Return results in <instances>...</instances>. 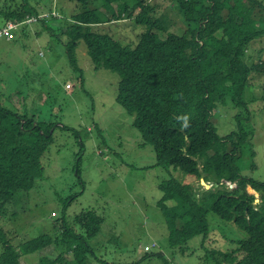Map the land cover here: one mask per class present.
I'll return each instance as SVG.
<instances>
[{"label":"trees","instance_id":"obj_1","mask_svg":"<svg viewBox=\"0 0 264 264\" xmlns=\"http://www.w3.org/2000/svg\"><path fill=\"white\" fill-rule=\"evenodd\" d=\"M73 1L84 10L64 22L63 10H58L54 0H0V22L24 23L14 31L16 40L46 37L53 49H63L81 84L85 83L84 72L76 51L85 43L96 70L106 68L120 74L116 100L134 117L133 126L142 143L153 147L156 166L173 167L211 186L196 188L194 183L175 178L159 184L162 196L156 204L164 215L171 248L187 252L189 242L200 237L201 245L190 254H199L202 264H207L204 259L217 264H264V181L244 174L238 165L245 153L255 156L254 126L245 93L253 72L264 74V62L251 63L248 55L254 42L264 38V0H173L185 25L184 30L176 27L174 31L157 17L155 8L143 5V0L132 7L129 0H104L112 9L107 10L111 18L91 9L97 0ZM116 2L118 10L111 6ZM137 7L141 12L135 21L142 31L136 43L123 45L112 33L97 28L123 19L126 13L134 17V11L129 10ZM43 12L49 17L39 18ZM31 18L39 19L25 24ZM38 68L41 72L42 67ZM3 102L0 264H28L26 257L32 254L37 256L34 264H94L95 260L107 264L97 256V250L110 240L101 241L102 245L94 242L105 232L103 210L87 208L72 220L67 216L57 219L60 231L52 233L51 228L30 240L2 223L15 217L17 194L28 193L44 177L43 158L55 142L53 128L74 133L75 148L80 147V152L73 171L79 180L85 149L77 129L60 125L57 118L43 117L39 99H34L32 107ZM226 106L234 108L235 126L223 137L218 132V113L220 108L230 112ZM252 166L256 167L255 163ZM83 192L70 197L64 210ZM210 214L214 216L212 225ZM229 223L243 231L245 238L223 252L219 246L227 240L224 224ZM145 253L146 258L154 255Z\"/></svg>","mask_w":264,"mask_h":264},{"label":"rangeland","instance_id":"obj_2","mask_svg":"<svg viewBox=\"0 0 264 264\" xmlns=\"http://www.w3.org/2000/svg\"><path fill=\"white\" fill-rule=\"evenodd\" d=\"M55 1L58 10H63L64 22H69L74 14L84 10L73 0ZM138 1L129 0V5L132 7ZM104 4V0H97L91 9L111 18L107 10L112 9ZM118 4L111 6L118 10ZM142 4L155 8L157 17L172 25L171 31L176 27L184 30L179 11L173 8V0H143ZM129 12L134 17L126 13L123 19L106 22L97 28L104 30L101 32L112 33L123 45L136 43L142 27L136 23L135 16L141 12V7L131 8ZM39 39L30 36L16 40L13 37L7 40L9 44L3 42L2 47H7L8 51L0 48V101L3 100L4 105L12 101L32 107L37 98L44 110V118H57L60 125L77 129L85 143L80 163L81 180L73 171L76 154L80 152V147L75 148L74 133L53 128L51 133L55 142L43 158L44 177L28 193L17 194L15 217L2 223L7 229H15L16 234L25 235L24 238L30 240L51 232V228H54L52 233L60 231L61 224L57 219L67 216L72 220L83 209L96 208L106 213L105 232L99 241L94 242L102 245L101 241L110 240L97 250V256L107 264H202L199 254H190L201 245L202 238L191 240L187 252L171 248L164 215L156 204L162 196L158 186L163 181L175 178L185 184L194 183L198 188L202 180L173 167L156 166L153 147L142 143L138 130L133 126L134 117L116 100L120 74L106 68L96 70L85 43L82 42L76 51L78 66L84 72L85 83L81 84L77 83V76L63 49H53L46 37ZM248 55L251 63L264 62V38L254 42ZM64 79L69 81L64 82ZM69 84H73L72 92L63 90L69 89ZM263 89L264 74L254 71L245 100L254 126L252 144L255 156L245 153L238 161L244 174L261 181H264ZM42 94L48 99L44 100ZM11 108H14L13 104ZM225 108L230 112H223L220 108L218 113V132L223 137L230 134L235 126L231 112L234 108ZM253 163L256 167L252 166ZM80 192L83 193L64 210L67 200ZM213 218L210 214L211 225ZM224 226L228 237L219 246L223 252L245 238L244 232L233 223ZM145 252L154 255L146 258ZM26 258L28 264H34L35 259L37 261L35 254ZM204 262L217 264L210 259H204ZM94 264L101 263L95 260Z\"/></svg>","mask_w":264,"mask_h":264},{"label":"built area","instance_id":"obj_3","mask_svg":"<svg viewBox=\"0 0 264 264\" xmlns=\"http://www.w3.org/2000/svg\"><path fill=\"white\" fill-rule=\"evenodd\" d=\"M49 17V14L47 13H42L40 14L39 18H45ZM39 18H31L29 20L25 21V24H32L36 22ZM24 23L21 22H13L9 21L4 24H0V39H10L13 38L14 31L20 28Z\"/></svg>","mask_w":264,"mask_h":264},{"label":"clouds","instance_id":"obj_4","mask_svg":"<svg viewBox=\"0 0 264 264\" xmlns=\"http://www.w3.org/2000/svg\"><path fill=\"white\" fill-rule=\"evenodd\" d=\"M43 13H44V12H43ZM6 22H9V21H6ZM6 22H3L2 24L6 23ZM0 24H1V22H0ZM3 39H5V38H3ZM3 39H0V40H3ZM5 40H6V39H5ZM68 87H69V89H66L65 86H64L65 91H69V90L72 88V84H69ZM185 126H187V125H185ZM202 181H204V180H202ZM201 184H202V183H201ZM203 186H204V185H203ZM204 187H205V188H210L211 186L206 185V186H204Z\"/></svg>","mask_w":264,"mask_h":264},{"label":"crops","instance_id":"obj_5","mask_svg":"<svg viewBox=\"0 0 264 264\" xmlns=\"http://www.w3.org/2000/svg\"><path fill=\"white\" fill-rule=\"evenodd\" d=\"M3 42L8 43V44H9L10 42H7V40H5V41H4V40H2V41L0 40V43H1V44H0V48H2V49H4V50H7V51H8L7 47H2V46L4 45Z\"/></svg>","mask_w":264,"mask_h":264},{"label":"water","instance_id":"obj_6","mask_svg":"<svg viewBox=\"0 0 264 264\" xmlns=\"http://www.w3.org/2000/svg\"><path fill=\"white\" fill-rule=\"evenodd\" d=\"M205 184H206V182L205 181H202V185L206 186Z\"/></svg>","mask_w":264,"mask_h":264},{"label":"bare ground","instance_id":"obj_7","mask_svg":"<svg viewBox=\"0 0 264 264\" xmlns=\"http://www.w3.org/2000/svg\"><path fill=\"white\" fill-rule=\"evenodd\" d=\"M26 19V18H25ZM28 19V18H27ZM40 22V21H39Z\"/></svg>","mask_w":264,"mask_h":264}]
</instances>
